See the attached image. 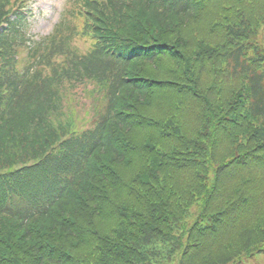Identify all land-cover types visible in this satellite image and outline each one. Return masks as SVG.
Returning <instances> with one entry per match:
<instances>
[{"label": "trees", "instance_id": "obj_1", "mask_svg": "<svg viewBox=\"0 0 264 264\" xmlns=\"http://www.w3.org/2000/svg\"><path fill=\"white\" fill-rule=\"evenodd\" d=\"M29 2L0 0V264H264V0H71L38 39Z\"/></svg>", "mask_w": 264, "mask_h": 264}, {"label": "rangeland", "instance_id": "obj_2", "mask_svg": "<svg viewBox=\"0 0 264 264\" xmlns=\"http://www.w3.org/2000/svg\"><path fill=\"white\" fill-rule=\"evenodd\" d=\"M70 1L30 0V6L26 10L29 11L28 32L31 37L38 39L47 36L57 23L62 9Z\"/></svg>", "mask_w": 264, "mask_h": 264}]
</instances>
